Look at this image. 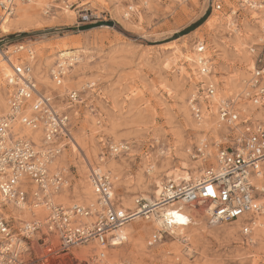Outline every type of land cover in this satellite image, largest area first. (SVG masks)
Here are the masks:
<instances>
[{
	"label": "rangeland",
	"instance_id": "rangeland-1",
	"mask_svg": "<svg viewBox=\"0 0 264 264\" xmlns=\"http://www.w3.org/2000/svg\"><path fill=\"white\" fill-rule=\"evenodd\" d=\"M37 1L31 13L40 18L32 20L26 31L7 34L6 45L24 43L36 51L34 76L39 89L61 96V108H67L68 92L79 94L81 104L68 109L73 142L55 161L71 171L73 191L67 190L62 201L89 204L79 197V180L87 164H97L99 154L105 155L106 143L129 146L127 154L105 155L102 163L117 178L115 195L124 208L133 209V200L143 195L154 200L167 176L183 164L193 179L192 171L200 167L186 149L200 135L216 138L220 130L219 123L203 129L196 126L188 110L187 98L199 77L194 76V66L185 62L186 50L194 52L196 43L204 42L217 96L234 98L261 48L264 0H251L260 6L254 8L239 6L240 0H215L221 2L219 12L213 10V0H41L34 4ZM46 8H51L50 14H44ZM231 8L236 15H230ZM239 41L246 44L245 53ZM63 46L77 51L80 60L68 69L65 83L55 87L48 70ZM244 106L247 111L241 109L242 114L253 112V106L240 107ZM260 111L255 118L264 120V110ZM111 163V168L106 167ZM182 212L190 222L177 237L169 232L158 240L155 222L131 221L123 227V243L107 250L105 264H264V216L258 220L261 227L244 233L245 221L208 227L200 208L184 207Z\"/></svg>",
	"mask_w": 264,
	"mask_h": 264
},
{
	"label": "built area",
	"instance_id": "built-area-1",
	"mask_svg": "<svg viewBox=\"0 0 264 264\" xmlns=\"http://www.w3.org/2000/svg\"><path fill=\"white\" fill-rule=\"evenodd\" d=\"M213 1V10L221 11V2ZM33 2L0 0V85L5 100L0 115V264H105L107 250L124 241L117 236L123 227L137 218L155 222L167 209L183 213L184 207L200 208L208 227L241 220L246 222L244 233L255 228L256 217L264 216V120L254 114L264 110V25L261 48L249 77L242 82V91L231 99L220 98L213 107L216 84L210 79L212 65L206 45L197 42L194 47L199 78L188 95L187 107L197 124L213 109L220 130L216 138L200 135L186 149L189 159L199 163L197 180L168 179L153 203L136 197L133 209L124 208L115 195L117 178L102 171L100 164L105 155L127 154L129 146L106 143L105 155L99 154L97 164L87 166L94 203L76 199L65 203L61 198L71 189V171L56 166L55 161L73 142L68 109L81 104L79 94L68 92L67 108H61V96L39 89L34 76L36 51L24 43L6 45L8 35L1 29L17 5ZM244 5L258 6L240 0L239 6ZM50 12L46 8L44 14ZM229 13L236 15L232 8ZM249 52L255 54V49ZM77 62L56 60L48 70L49 81L60 87ZM242 104L253 106V112L242 114ZM34 133H38L36 139ZM20 215L26 217L20 219ZM156 232L158 240L169 234L165 226ZM80 248H86L87 255L77 254Z\"/></svg>",
	"mask_w": 264,
	"mask_h": 264
},
{
	"label": "bare ground",
	"instance_id": "bare-ground-1",
	"mask_svg": "<svg viewBox=\"0 0 264 264\" xmlns=\"http://www.w3.org/2000/svg\"><path fill=\"white\" fill-rule=\"evenodd\" d=\"M41 1V0H40ZM40 1H37L36 3H34V4H40L41 2ZM33 4V3H32ZM32 4H19V5H17V8H16V10H15V13H14V15H13V17L6 23V24H4L3 26H2V32L5 34V35H7V34H10L11 32H13V31H16V32H23V31H26V30H28L29 28H28V26H32V24L31 23H33L32 22V20H38L39 18H35L34 16H33V14L31 13V12H33V10H32V8H31V5ZM45 5V4H44ZM47 6V5H46ZM41 7H43V5L41 6ZM65 8H67L68 9V6H66ZM36 9V8H35ZM66 13H67V11H65ZM70 12V11H69ZM127 18V17H126ZM38 23V22H37ZM37 26V25H36ZM250 38V37H249ZM38 44V43H37ZM32 45V44H31ZM60 47V46H59ZM239 47H240V51H241V53H245L244 52V50H245V48H246V44L245 43H243L242 41H239ZM61 50H60V54H58L56 57H54L55 58V61L56 60H65V59H68V60H70V59H77V61H79L80 60V57L79 56H76L75 54L77 53V51H75V50H73V49H71V48H67V47H65V46H63V48H60ZM187 51V54H186V56L184 57L185 58V62H187L188 63V66H194V68H195V72H194V76L196 75V77H198V74H197V70H196V67H195V62H196V60H197V56L195 55V52H193V51H189V49H187L186 50ZM250 57V56H249ZM250 60V59H249ZM51 62V61H50ZM52 65V64H51ZM50 65V66H51ZM250 66V69H251V66H252V64H251V61H250V64H249ZM73 66V65H72ZM2 67H3V64L0 62V69H2ZM49 67V66H48ZM35 72H36V70H35ZM37 74V73H36ZM45 80V79H44ZM43 80V81H44ZM65 81V80H64ZM63 81V82H64ZM49 82V81H48ZM43 84H44V82H42ZM65 83V82H64ZM63 85H65V84H63ZM62 85V86H63ZM224 85V84H223ZM46 86V85H45ZM48 86H51V85H48ZM44 88V87H43ZM47 88V87H46ZM63 88V87H62ZM65 88V87H64ZM52 89V88H51ZM59 89V88H58ZM61 89V88H60ZM235 89V88H234ZM45 90V89H44ZM50 93V92H49ZM57 94H58V92H57ZM218 95V94H217ZM220 95V94H219ZM59 96V95H58ZM220 99V97L219 96H215L214 98H212V103H211V107H213V106H215V103L218 101ZM182 101V100H181ZM246 106H244V107H242L241 109H243L245 112L247 111L246 110V108H245ZM0 110H5V100H4V96L2 95V94H0ZM185 111V110H184ZM211 112L213 113H211V114H206L205 116H204V118H203V120H201L200 122H199V124H197L196 123V126H198V127H201V126H204V127H209V126H213L214 125V123L216 124V123H218V121H217V119H216V117L214 116V110L212 109L211 110ZM261 114V111H259L258 113H256V115L255 116H259ZM184 115V114H183ZM212 115V117H210ZM261 117V116H260ZM216 119V120H215ZM91 120V119H90ZM202 128V127H201ZM203 129V128H202ZM201 130V129H200ZM25 133H27V134H29L30 132H27V131H25ZM33 137H34V139H36V137H38V133H34V135H33ZM176 137V136H175ZM73 146V145H72ZM74 147H76V149L78 148V145L77 144H74ZM75 149V148H74ZM59 159V158H58ZM85 160H86V158H85ZM56 164V163H55ZM87 165H89V164H87ZM111 166H112V163L111 164H109V165H106V167H110L111 168ZM82 168H83V166H82ZM100 168H101V170L102 171H105L106 169H105V164H100ZM194 170H195V168H193ZM189 169H188V167L186 166V164H183V167L181 168V170H175V171H173V173L170 175V173H168L170 176H167L168 177V179H170L169 177H173V181H189V180H191L190 179V173H188L187 171H188ZM87 172V171H86ZM85 171H84V173L82 174L83 175V178L82 179H80L79 181H80V184H81V195L79 194V197L81 198V199H85V201H88L89 202V204H93L94 203V198H93V195H92V192H91V189H90V187H89V184H88V182H87V180H86V173ZM147 172H148V174H150L151 173V170L150 169H148L147 170ZM193 173H192V175L194 174V175H196L194 178H193V180H197L198 179V172L199 171H192ZM110 173V172H109ZM155 173V172H154ZM143 177V176H142ZM166 177V178H167ZM141 181V180H140ZM144 181V180H143ZM142 182V181H141ZM141 185V184H140ZM142 186V185H141ZM147 186V185H146ZM144 187V186H143ZM160 191V190H159ZM146 192V191H145ZM158 195H159V193H158ZM158 195H157V197L154 199V200H150V198L151 197H148V196H142V198H144V199H146L148 202H150V203H153L157 198H158ZM83 202V201H82ZM87 202V203H88ZM173 214H175V215H173ZM187 215L188 214H183V213H181V212H177V211H175L174 209H167L166 210V212L159 218V219H157V221H155V224L157 225L156 226V228L158 227V229H160L162 226H165V228L166 229H168V231L171 233V234H173V235H175L176 237L178 236V235H182V230H184L183 228H185V227H187L188 225H189V220H188V218H187ZM17 217H19L20 219H24L25 217H26V215H20V216H17ZM178 217H183V220H184V222H181L179 219H178ZM261 217H263V216H261ZM261 217H256V225H261L260 223L258 224V220L260 221V220H262L261 219ZM260 218V219H259ZM134 222V221H133ZM132 223V222H131ZM151 224V223H150ZM154 224V223H153ZM135 225V224H134ZM137 226V225H136ZM261 226H264V224L263 225H261ZM260 226V227H261ZM134 227V226H133ZM217 227V226H216ZM142 228V227H141ZM134 229V228H133ZM137 229H139L138 227H137ZM133 231H135V230H133ZM137 231V230H136ZM139 231V230H138ZM262 232V231H261ZM132 233V232H131ZM141 234V233H140ZM125 235H126V232H125V230H124V228L123 229H121L120 231H119V233H117V236L122 240H124L125 239ZM136 235H138L139 236V232H137L136 233ZM141 236V235H140ZM119 239V240H120ZM77 254H79L80 256H85V255H87V252H86V248H80V251L79 252H77ZM108 255V254H107ZM107 257V256H106Z\"/></svg>",
	"mask_w": 264,
	"mask_h": 264
},
{
	"label": "snow or ice",
	"instance_id": "snow-or-ice-1",
	"mask_svg": "<svg viewBox=\"0 0 264 264\" xmlns=\"http://www.w3.org/2000/svg\"><path fill=\"white\" fill-rule=\"evenodd\" d=\"M209 191L211 192V189H209ZM173 215H175V214H173ZM178 219H179L181 222H184L183 217H178Z\"/></svg>",
	"mask_w": 264,
	"mask_h": 264
}]
</instances>
